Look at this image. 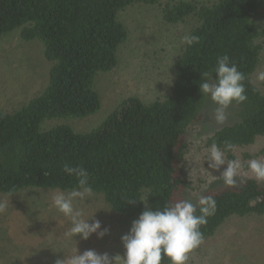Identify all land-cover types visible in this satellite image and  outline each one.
<instances>
[{"label": "trees", "instance_id": "16d2710c", "mask_svg": "<svg viewBox=\"0 0 264 264\" xmlns=\"http://www.w3.org/2000/svg\"><path fill=\"white\" fill-rule=\"evenodd\" d=\"M136 6L162 8L168 25L195 22L189 35L199 40L185 43L173 59L167 88L149 102L126 99L89 132L68 124L46 128L54 120H83L101 110L97 79L118 67L129 38L121 15ZM262 14L264 0H0V40L20 31L23 40L43 44L52 65L41 93L18 110L0 112V198L80 190L78 178L64 171L67 164L86 170L91 193L126 221L138 219L145 204L156 210L168 201L187 200L192 184L183 171L186 137L208 98L199 83L215 82L218 57L227 55L244 74L248 99L238 104V121L216 131L205 146L215 142L233 160L238 150L264 137V91L254 83L263 32L253 24ZM225 141L234 149L225 150ZM202 196L216 200L215 214L200 228L203 242L232 220L264 218V182L256 178L246 179L240 189H205L197 208ZM52 252L42 249L41 261L25 258L16 264H55L61 258ZM161 264L170 261L164 257Z\"/></svg>", "mask_w": 264, "mask_h": 264}, {"label": "rangeland", "instance_id": "374dc122", "mask_svg": "<svg viewBox=\"0 0 264 264\" xmlns=\"http://www.w3.org/2000/svg\"><path fill=\"white\" fill-rule=\"evenodd\" d=\"M121 21L128 28L129 38L120 51L118 67L97 79L101 110L83 120H54L46 123V128L68 124L78 132H89L102 124L126 99L139 97L149 102L167 88L173 59L185 44L183 38L189 35L195 22L189 20L179 26L168 25L158 6L132 7L122 13ZM253 24L263 32L264 43V14L254 18ZM51 66L44 57L41 42L23 40L20 31L4 36L0 40V112L18 110L41 93L48 85ZM262 72L264 51L261 66L254 76V83L264 91V81L258 79ZM216 107L208 96L199 122L190 127L186 137L188 155L183 171L192 184L187 200L193 204L207 188L240 189L246 179L255 178L248 170V162L259 159L264 163L263 137L253 146L235 153L242 167L234 178V185L227 186L220 178L227 164L219 171L208 168L205 141L219 129L238 121L239 106L235 101L227 109V120L223 124L215 120ZM224 157L227 161L226 155ZM57 193L61 192L29 191L0 198V203L5 205L4 211L0 212V264H16L25 258L41 261L42 249L52 250L53 255H59L61 259L75 254L76 249L81 254L89 249L113 257L124 254L121 237L129 232L133 221L114 215L100 196L91 193L84 199H74L73 207L82 211L83 218L90 219V223L99 220L101 230L109 229L108 234L103 238L92 234L88 240L66 235L71 221L55 208L52 197ZM187 264H264V218L228 222L216 236L203 242Z\"/></svg>", "mask_w": 264, "mask_h": 264}, {"label": "clouds", "instance_id": "9594fccd", "mask_svg": "<svg viewBox=\"0 0 264 264\" xmlns=\"http://www.w3.org/2000/svg\"><path fill=\"white\" fill-rule=\"evenodd\" d=\"M199 37L186 35L183 42L192 46L198 42ZM215 82L209 83L204 79L199 83V90L203 96H210L217 105L215 120L223 124L227 120V109L235 101L244 103L248 97L245 94L243 81L245 76L238 71L235 64L229 63L227 55L217 58ZM207 77L208 73H204ZM258 79L264 81V72L258 75ZM225 150H233L234 145L224 142ZM208 168L221 172L220 178L225 185L232 186L235 183L242 165L239 158L225 160L224 151L213 142L208 149ZM248 170L254 174L258 181L264 180V163L259 159H252L247 164ZM64 171L68 175L78 178L80 190H74L69 194L57 193L52 197L53 204L58 212L68 217L71 221L70 229L66 235L88 240L92 234L103 238L109 229L101 230L99 220L89 222L83 218V212L74 209L73 200L84 199L91 195L92 189L88 187V173L83 168L64 165ZM129 203H135L130 201ZM145 204V203H144ZM199 207L188 200L168 201L162 208L153 210L146 204L138 219L132 222L127 234L121 237L124 254L114 257L108 253L98 254L94 250H86L82 254L76 249L75 254L65 255L63 259H56L55 264H161L162 259L167 257L170 264H187L189 254L203 242L202 225L207 224V218L216 212V200L212 196H202L198 200ZM5 205L0 203V212ZM92 219V218H91Z\"/></svg>", "mask_w": 264, "mask_h": 264}]
</instances>
